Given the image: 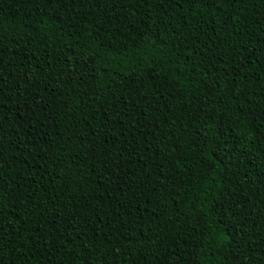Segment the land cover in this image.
I'll return each instance as SVG.
<instances>
[{"label":"trees","instance_id":"16d2710c","mask_svg":"<svg viewBox=\"0 0 264 264\" xmlns=\"http://www.w3.org/2000/svg\"><path fill=\"white\" fill-rule=\"evenodd\" d=\"M0 264H264V0H0Z\"/></svg>","mask_w":264,"mask_h":264}]
</instances>
